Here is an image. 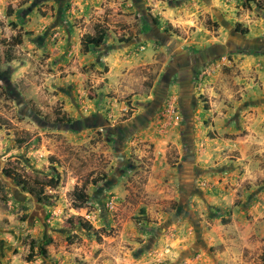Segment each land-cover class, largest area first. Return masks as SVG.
Listing matches in <instances>:
<instances>
[{
    "label": "rangeland",
    "instance_id": "rangeland-1",
    "mask_svg": "<svg viewBox=\"0 0 264 264\" xmlns=\"http://www.w3.org/2000/svg\"><path fill=\"white\" fill-rule=\"evenodd\" d=\"M178 3L185 9L168 18L166 11ZM250 4L247 7L244 0H0V264H226L227 255L220 257L226 243L233 260L241 249L245 263L264 264V149L256 154L251 173L237 163L239 150L232 152L234 161L215 165L213 170L222 172L224 185L208 192L205 201L197 187L192 193L184 188L173 199L166 165L154 163V149L137 139L133 129L134 122L139 128L147 124L139 120L149 118L151 106L130 100L123 113L108 106L107 96L122 94L125 87L109 91L102 49L93 47L86 54L81 44L83 34L94 33L95 25L103 24L109 30V43L129 46L150 29L149 15L182 36L192 34L193 21L181 20L194 18L193 27L203 24L210 30L201 36L207 37L202 47L224 41L228 31L219 21L227 20L248 29L245 34L234 31L239 46L247 45L243 36L260 44L264 6ZM165 20L175 25L169 27ZM126 37L132 40L122 41ZM144 58L125 70L134 77L133 83L122 82L134 89L125 96L139 91L146 80L156 84L154 93L178 84L181 78L172 77L173 69L155 73ZM165 108L169 103L159 111ZM242 129L235 135L249 133ZM262 133L257 137L254 132L261 146ZM177 155L169 149L168 163L179 164ZM184 165L181 161V173H193V167L187 170ZM52 177L60 179L58 186L47 185ZM95 178L100 181L88 184V198L75 208V185ZM36 181L42 182L45 196L30 190L41 186ZM48 238L52 239L48 255L36 254L27 261L30 240L43 243Z\"/></svg>",
    "mask_w": 264,
    "mask_h": 264
},
{
    "label": "crops",
    "instance_id": "crops-1",
    "mask_svg": "<svg viewBox=\"0 0 264 264\" xmlns=\"http://www.w3.org/2000/svg\"><path fill=\"white\" fill-rule=\"evenodd\" d=\"M195 8L199 14L202 13L197 6ZM183 9H185L183 4L171 5L166 11L167 17L175 14L176 10L180 12ZM149 16L150 29L143 30L137 38L135 37L136 41L133 44H128L129 46H123L120 43L111 44L107 41V36L102 46L95 47L102 49L105 65L109 68L108 74L104 75V80H109V91L114 89L118 92L120 91L118 88L125 87L121 90L122 94L118 92L116 96H107L106 103L108 106H115L120 113H123L126 102L128 104L130 100L143 105L148 103L151 106L148 121L143 117L139 120L142 124H147L139 128L136 122L133 123V129L137 130L135 133L139 136L137 139L150 143L157 156L155 164L166 165L165 170L173 187V199L180 197L184 188H187V193H192L193 188L197 187L203 193L201 198L205 201L208 192L218 188L217 185L221 184L220 187L224 185V182H221L222 172L218 169L213 170L215 165L223 163L225 166V163L234 161L231 160L232 152L239 150L241 157L238 158L237 163L245 164L248 173H251V166L257 164L256 154L264 149V145L256 144V138L264 131V95L262 94L264 91V42L251 43L247 36H243L247 45L239 46L237 38L234 37L235 25L238 23L232 25L227 20L226 23L219 21L228 31L224 41L213 40L215 42H209L202 47L201 44L207 37L201 36L210 30L205 29L203 24L193 27L197 23L194 18L181 20V23L193 21L190 25L192 34L188 32L187 36H182L179 31L170 32L160 23L156 24L152 18L156 16ZM165 21L169 27L175 25L169 20ZM239 33L241 32L237 34ZM253 45H259V47L254 50ZM141 47L144 50H139ZM145 55L147 58L150 57L148 61L147 58L144 59L155 73L157 70L161 72L163 69H173L172 77H180L178 81L180 85L174 84L171 87L166 85L163 91L160 89L161 91L154 93L156 84L146 80L143 83L148 84H141L139 87V91L141 89L145 91L144 94L136 91L131 96H125L129 93L128 91H134V89L128 85L123 86L122 82L133 83L134 77L129 74V71L134 65L136 67L137 64L142 63L141 58ZM127 68L129 71H125ZM205 68H208L207 74L201 77V71ZM157 76H160V73ZM97 81L100 82V80ZM239 95L244 97L243 100L239 99L241 102L236 100ZM167 103L177 108L171 107L167 115H163L164 110H159L161 105L165 106ZM241 128L249 131L245 137L235 135ZM254 132L257 133V137ZM169 149H174L175 155L179 154L178 161L185 164V169L193 167V173L189 174L188 171V175L185 176V173L179 171L180 162L179 164L178 162L168 163ZM244 159H248L247 162H244ZM199 180L201 183H198ZM200 223L202 229L206 227L204 221ZM208 230L207 228L206 232L209 234ZM214 231L215 229L213 233ZM239 236L245 240L242 235ZM243 251L238 250L239 257L233 260L229 254V244L226 243V249L220 257L224 258L222 255H227L225 256L226 264H247Z\"/></svg>",
    "mask_w": 264,
    "mask_h": 264
},
{
    "label": "trees",
    "instance_id": "trees-1",
    "mask_svg": "<svg viewBox=\"0 0 264 264\" xmlns=\"http://www.w3.org/2000/svg\"><path fill=\"white\" fill-rule=\"evenodd\" d=\"M254 2L258 7H263L264 6V2L263 0H244V4L249 7V5H251L250 3ZM10 13V12H9ZM154 21H157V19L155 17H152ZM236 31L237 32H241V33H247L248 29L247 28H242L241 24L238 23L236 25ZM109 34V30L108 28L103 25V24H96L95 25V32L94 33H85L83 34L82 38H81V43H82V47H83V51L85 53L89 52L92 47H100L103 45V43L105 42L107 36ZM122 41L128 42L130 41L132 38L131 37H126V38H122ZM151 86V84H150ZM149 92V91H148ZM147 92V93H148ZM91 98H93V96H90ZM100 180L98 178L92 179L91 181H84L83 184L81 186L75 185L72 193H73V206L75 208H80L83 206L84 201L88 198V193L86 192L87 186L89 183H92L94 185H96ZM37 185H41L39 188H30L31 191L35 192L37 195H44V186H42V182L40 181H36ZM60 183V179L59 178H50L48 181V184L50 187H56L58 186ZM225 223H228V221H226ZM52 241L51 238L46 239L43 243L38 242L35 239H31L30 240V249L31 252L28 254V256L26 257L27 261H31L33 259V257L36 254H40L43 256H47L48 255V248L47 246L50 244V242ZM36 247L37 252L35 251ZM261 258L264 260V252L261 254Z\"/></svg>",
    "mask_w": 264,
    "mask_h": 264
},
{
    "label": "built area",
    "instance_id": "built-area-1",
    "mask_svg": "<svg viewBox=\"0 0 264 264\" xmlns=\"http://www.w3.org/2000/svg\"><path fill=\"white\" fill-rule=\"evenodd\" d=\"M207 69L208 68H205L203 71H201V74H200L201 77H204L207 74ZM171 107L172 106L170 104L169 108H165L164 111H163V115H167V113H168V111L170 110Z\"/></svg>",
    "mask_w": 264,
    "mask_h": 264
},
{
    "label": "flooded vegetation",
    "instance_id": "flooded-vegetation-1",
    "mask_svg": "<svg viewBox=\"0 0 264 264\" xmlns=\"http://www.w3.org/2000/svg\"><path fill=\"white\" fill-rule=\"evenodd\" d=\"M236 30V29H235ZM237 32V31H236Z\"/></svg>",
    "mask_w": 264,
    "mask_h": 264
}]
</instances>
